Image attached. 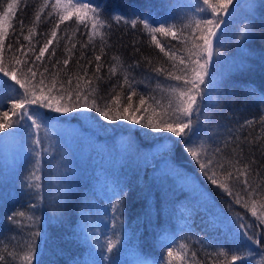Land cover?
<instances>
[{
    "label": "trees",
    "instance_id": "trees-1",
    "mask_svg": "<svg viewBox=\"0 0 264 264\" xmlns=\"http://www.w3.org/2000/svg\"><path fill=\"white\" fill-rule=\"evenodd\" d=\"M6 1L0 0V13ZM83 2L100 10L105 17L135 15L156 25L160 22L181 25L194 13L197 0ZM41 3L42 0H20L14 9L11 23L15 36L10 28L5 41L6 44L12 43L13 52L5 50V65L11 62L13 53L24 59L15 49L23 45L27 51L29 42L20 34L17 21H23L24 35H28L34 13ZM49 11L50 8L44 10L32 36L37 54L58 22L55 13L51 18H45ZM221 19L224 22L216 40L220 55L214 58L210 68L212 82L205 94L200 125L196 129V135L208 147L207 155L201 158L213 161L217 158L214 156L215 147L223 146V141L233 134L242 138L255 137L260 125L247 128H241V125L264 116V103H261L264 97V0H234L229 13L222 15ZM109 23L111 28L103 30L108 34L103 53L100 52L99 37L88 42L90 22L89 29L78 23L75 16L61 23L56 29V40L49 46V53L54 49L55 56L49 60V53H46L42 58L49 67V72L45 73L48 80L56 71L52 64L57 60L62 62L68 55L66 48H71L74 43L76 47L71 49L68 67L59 73L61 80L67 78L66 73L82 74L79 65L88 61L92 62L88 66L91 75L97 63L94 57L100 54L103 65L100 75L106 78L109 77V67L115 63L113 56H119L125 67L139 63V67L132 70V76L137 91L146 98L162 95L153 91L157 83L175 85V81L151 71L152 67H168L169 63L140 24L133 29L123 23L111 20ZM156 35L162 44L182 49V45L171 36ZM28 56L34 59L33 53ZM148 60L152 61L151 65ZM63 67L62 63L58 65V68ZM121 79L118 74L97 82V96L103 98L101 103L115 95L112 85ZM127 92L125 88L122 95ZM10 98L1 99L0 111L11 107ZM119 103L122 106L123 99ZM132 104L133 107L139 106L138 97H133ZM112 110L116 111V105ZM39 111L47 118L46 140H41L39 164L26 127L15 131L8 129L0 134V254L7 256L6 249L20 252L31 232L39 231L35 264H120L128 258L130 262L127 264H167L168 248H177L181 243L188 246L189 256L192 252L197 254L194 264H224L225 258L217 255L221 250L229 254V259L232 254H242L245 259L237 264H264V224L205 177L196 160L185 151L183 142L172 144L180 138L124 121H105L97 112L87 109L79 110L83 112L80 117L71 111L68 119L57 117L47 109ZM151 113V109L147 113L141 109L135 115L147 118ZM73 115L85 120L90 118L93 127L81 125L82 119L76 121ZM9 119L12 120L11 115ZM152 119L157 117L152 116ZM23 123L30 125V121ZM98 126L103 127L104 134ZM116 135L120 136L116 140L122 142V148H115ZM169 136L171 140L166 139ZM82 139L84 147L81 146ZM99 148L106 150L101 152ZM244 148L246 158L257 161L256 168L264 177V155L258 150L259 145L250 148L245 144ZM81 149L82 156L78 152ZM230 151V147L225 148V154ZM98 152L104 155L102 161L97 159L100 157ZM104 164L113 170L106 166L103 172ZM36 168L40 180L29 187L27 177ZM178 177L195 183L194 188H190L191 193L185 186L176 184ZM188 194L192 195L189 201L181 200ZM116 204L119 208L114 214L113 205ZM18 211L25 212L21 223L27 227H16L9 222L8 217ZM29 216L34 218L35 224L27 219ZM241 223L251 225L248 231L260 239L259 246L245 238L239 228ZM109 239L118 240L111 253L106 251ZM105 256L108 259H104ZM172 264H183V261L173 260Z\"/></svg>",
    "mask_w": 264,
    "mask_h": 264
},
{
    "label": "snow or ice",
    "instance_id": "snow-or-ice-1",
    "mask_svg": "<svg viewBox=\"0 0 264 264\" xmlns=\"http://www.w3.org/2000/svg\"><path fill=\"white\" fill-rule=\"evenodd\" d=\"M19 3L20 0H8L6 8L0 13V90L11 94L8 101L11 107L0 111V116L4 118L0 120V133H4L8 129L15 131L26 127L34 146L32 151L37 157V164L40 163L41 152L39 149L42 146L39 134L42 129H46L47 120L39 109H47L57 114L87 109L97 112L105 121H124L151 129L157 133H170L180 138L172 141V144L183 142L185 151L196 160L205 177L213 185L232 197L235 204L241 205L246 211H250L260 224H264V177H261L256 168L257 161L253 158H246L244 148L245 144L250 148L259 145L258 150L261 155H264V143H261L264 141V116H261L259 120H247L241 125V128L260 125L255 137L244 136L242 138L240 135L233 134L229 139L223 141V146L215 147L214 156L217 158L214 161L201 158L207 155L208 147L206 142L196 135V129L200 125L205 94L212 82L210 68L214 58L220 55L216 40L217 32L224 22L221 17L229 13L234 0H197L194 13L187 16L181 25L167 22H160L156 25L147 18L135 15L115 14L105 17L100 10L84 3L83 0H66V2L64 0H54V2L53 0H42L34 13L28 35H24L23 21H17L20 34L25 41L29 42L27 51L24 50L23 45L15 49V52H19L24 59L13 53L11 62L5 65V50L13 52L12 43L6 44L5 41L8 39L10 28H12V35L15 36L11 19L15 16L14 9ZM49 8L51 11L47 13L45 18H51L55 13L58 22L55 23L50 38L46 39L38 49L37 54L32 45V36L36 31V25L41 21L44 10ZM73 16L76 17L78 23H83L86 29H89L90 22V29L87 33L89 35L88 42L91 43L94 38L99 37L101 53H103L104 45L107 44L108 40V34L103 30L111 28L110 20L115 23H123L133 29L140 24L149 34L151 43L155 44L169 63L168 67L155 66L151 68V71L157 76H163L166 80L175 81V85L163 86L157 83L153 91L162 95H150L146 98L144 94L137 91L135 78L132 76V70L138 68L139 63L129 64L125 67L119 56H113L112 59L115 63L109 67V77L106 78L100 75V70L103 67L100 63V54L94 57L97 63L95 71L91 75L88 73V66L92 62L88 61L85 65H79L82 74L72 73L68 75L66 73L67 78L61 80L58 78L59 73L67 69L71 60V49L76 47L74 43L71 48H66L68 55L62 62L57 60L52 64V68L56 71L52 73L49 81L45 76V73L49 72V67L42 62V58L45 57L46 53H49V46L57 38L56 29H59L60 24L64 21L71 20ZM156 34L164 37L171 36L173 40L182 45V49H173L162 44ZM244 35L242 33V38ZM16 43L19 44L18 38ZM85 46L81 45V47ZM30 52L33 53L34 59L28 56ZM54 56L55 50L53 49L49 53V60ZM38 61L42 63L38 65ZM61 63L64 67L58 68ZM148 64L151 65L152 61L148 60ZM40 67H43V71H40ZM118 74L122 79L117 84L112 85V92L115 95H110L108 100L101 103L103 98L97 96L99 91L97 82H104ZM73 79H75V84H73ZM125 88L128 89V92L122 95ZM133 97H138V107H133ZM122 99L124 103L121 106L119 102ZM62 100H71L72 102L61 103ZM261 103H264V97L261 98ZM113 105H116L115 112L112 110ZM141 109L144 113L151 109V116L147 118L143 115L136 116L135 113L140 112ZM10 115L17 118L10 120ZM152 116H156L157 119L153 120ZM24 121H30V125H25ZM166 139L171 140V136ZM229 147L231 148L230 154H225V148ZM38 171V168L34 169L27 177L29 187L40 180ZM36 187L39 188L38 183ZM118 208L119 204L113 205L114 214ZM25 216V212L18 211L10 215L8 220L16 227H27L28 225L21 223ZM27 219L35 224L33 217L29 216ZM250 227L251 225L244 223L239 225L245 238L252 244L259 246L261 241L254 234L249 233ZM40 235L39 231H32L20 252L6 249L7 256L0 254V264H17V262L18 264H35L36 238ZM117 244L118 240L109 239L106 251L111 253ZM237 252L239 253V250ZM217 255L225 258L224 264H237V261L245 259L242 254H232L229 259V254L223 250ZM104 259H108V257L105 256ZM166 260L167 264H172L173 260L183 261V264H194L197 260V254L192 252L189 256L188 246L181 243L177 248H168Z\"/></svg>",
    "mask_w": 264,
    "mask_h": 264
},
{
    "label": "rangeland",
    "instance_id": "rangeland-1",
    "mask_svg": "<svg viewBox=\"0 0 264 264\" xmlns=\"http://www.w3.org/2000/svg\"><path fill=\"white\" fill-rule=\"evenodd\" d=\"M7 2L8 1H6V5H5V7H4V9L6 8V6H7ZM64 2H66V1H64ZM3 9V10H4ZM3 12V11H2ZM2 91V92H1ZM0 91V103H2L3 101L1 100V99H3V98H5L4 99V101L5 100H7L9 97H11V94L10 93H8V92H6V91H3V90H1ZM75 114H76V116H78V117H80L81 115H82V113L83 112H80L79 110H75V112H74ZM55 114V116H57V117H64L65 119H68V118H70L71 117V112H69V113H67V114H57V113H54ZM81 114V115H80ZM74 116V115H73ZM76 116H74V120H80V119H82L81 120V125L84 123V125H85V127H93V125H92V123H91V119L90 118H87L86 120H85V118H78V117H76ZM11 118H12V120H15L17 117L16 116H11ZM84 119V120H83ZM74 123V122H73ZM25 125H27V123L25 124ZM107 128H110L109 126H106ZM98 128L101 130L100 132L101 133H103L104 134V132L102 131V129H103V127H99L98 126ZM133 129V128H132ZM28 131V130H27ZM45 131H46V129H43L42 130V136L40 137L41 138V140L42 141H45L46 140V135H45ZM1 134V133H0ZM39 136H40V134H39ZM116 138L117 139H119L120 138V136H115V141H114V145H115V148H122L121 147V143L120 142H118L117 140H116ZM81 146L82 147H84V140L82 139V141H81ZM88 147V145H87V140H86V144H85V148H87ZM110 147H114L112 144H110ZM100 150H101V152L102 151H104V150H106V149H101V148H99ZM82 149L81 150H79L78 152H81V156H82ZM101 152H98L97 154H99L98 156H100L99 158L97 157V159L98 160H103L101 157L102 156H104V155H102L101 154ZM107 153V152H106ZM96 154V153H95ZM157 156V155H156ZM160 156V154L158 155V158H160L159 157ZM98 166V165H97ZM106 166L110 169V170H113L112 169V167H110L109 165H107V164H104L103 165V172H104V170H105V168H106ZM102 170V169H101ZM99 172H101V171H99ZM102 172V173H103ZM101 173V174H102ZM100 174V175H101ZM176 184L178 185V186H180V185H183V186H185V188H188L190 191V193H191V190L194 188V186H195V183L193 182V181H191V179H188V178H186V179H181V178H176ZM190 188H192V189H190ZM191 194H188V195H186V196H184L181 200H183V201H189L190 200V198H191ZM118 231H120V230H118ZM130 262V258H128V259H126V260H123V261H121V263L120 264H127V263H129Z\"/></svg>",
    "mask_w": 264,
    "mask_h": 264
}]
</instances>
